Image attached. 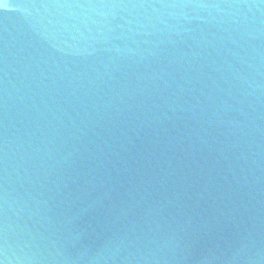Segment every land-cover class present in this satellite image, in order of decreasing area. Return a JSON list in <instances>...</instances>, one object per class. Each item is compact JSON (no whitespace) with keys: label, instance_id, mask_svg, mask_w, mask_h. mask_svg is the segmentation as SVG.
I'll return each mask as SVG.
<instances>
[{"label":"water","instance_id":"water-1","mask_svg":"<svg viewBox=\"0 0 264 264\" xmlns=\"http://www.w3.org/2000/svg\"><path fill=\"white\" fill-rule=\"evenodd\" d=\"M0 264H264V0H0Z\"/></svg>","mask_w":264,"mask_h":264}]
</instances>
